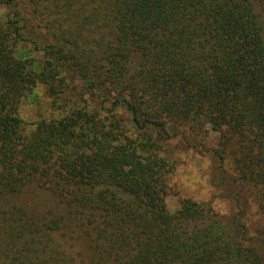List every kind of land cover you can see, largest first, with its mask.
I'll return each instance as SVG.
<instances>
[{
  "label": "trees",
  "instance_id": "1",
  "mask_svg": "<svg viewBox=\"0 0 264 264\" xmlns=\"http://www.w3.org/2000/svg\"><path fill=\"white\" fill-rule=\"evenodd\" d=\"M264 2V0H263ZM0 264H264V16L257 0H0ZM32 49L42 56H19ZM45 86L58 117L25 126ZM234 206L165 205L175 136ZM264 242V239H260Z\"/></svg>",
  "mask_w": 264,
  "mask_h": 264
},
{
  "label": "rangeland",
  "instance_id": "2",
  "mask_svg": "<svg viewBox=\"0 0 264 264\" xmlns=\"http://www.w3.org/2000/svg\"><path fill=\"white\" fill-rule=\"evenodd\" d=\"M258 8L264 16V2L257 0ZM4 8L0 6V14L3 15ZM21 56H34L40 58V51L25 50L18 53ZM18 115L31 126L33 122L40 118L58 117L60 110L50 104V98L45 90V86L37 83L21 99L18 106ZM227 135L226 129L208 130L204 138H194L187 134L175 136L170 141V147L177 157V166L169 177V186L165 195V205L170 211L179 208L182 198L190 197L197 201L209 202L214 210L229 214L233 210V192L224 179H229L231 174L230 165H225V172L219 173L216 170L218 158L210 154L206 148L219 147L222 140ZM244 208V219L249 234L258 240V245L263 249L264 242V219L259 215L256 206L244 196L240 201Z\"/></svg>",
  "mask_w": 264,
  "mask_h": 264
}]
</instances>
